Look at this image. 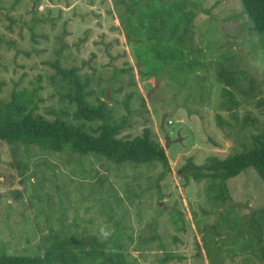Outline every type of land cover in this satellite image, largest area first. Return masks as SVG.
<instances>
[{
    "label": "rangeland",
    "instance_id": "1",
    "mask_svg": "<svg viewBox=\"0 0 264 264\" xmlns=\"http://www.w3.org/2000/svg\"><path fill=\"white\" fill-rule=\"evenodd\" d=\"M183 1L198 8L195 72L152 81L139 71L112 0H0L1 100L37 88L39 114L94 133L101 121L73 118L72 88L52 64L76 68L91 92L87 100L105 99L112 123L126 117L122 136L148 127L171 167L160 178L159 162L117 164L92 153L1 143L0 254L39 256L59 241L73 254L80 252L76 241L90 249L96 240L106 253L122 245L132 264H160L165 253L173 255L165 264H264L247 244L250 217L264 219V181L255 170L228 179L225 200H214L218 191L208 193L206 179L185 185L182 177L188 158L202 166L252 148L253 137L264 134V32L251 29L240 0ZM231 92L238 105L228 111ZM102 225L114 229L104 241ZM69 253L68 264L89 263Z\"/></svg>",
    "mask_w": 264,
    "mask_h": 264
},
{
    "label": "trees",
    "instance_id": "2",
    "mask_svg": "<svg viewBox=\"0 0 264 264\" xmlns=\"http://www.w3.org/2000/svg\"><path fill=\"white\" fill-rule=\"evenodd\" d=\"M118 21L127 41L131 44L134 58L142 75H147L152 81L171 72L186 69L188 74L195 72V25L193 21L198 14L195 4L183 0H112ZM242 10L251 23V29L264 32V0H240ZM57 74L67 80L71 86L68 94L70 101L75 103L73 113L75 120L85 122L101 121L94 129L88 131L83 123H71L60 117L47 119L36 111V91L26 89L13 90L9 99H0V144L20 142L34 145L41 150L53 153L69 152L78 155L88 153L104 157L117 164L129 162L134 165L159 162L163 178L171 171L169 159L162 144L152 136L148 127L141 134L129 137L122 136L126 117L120 123L111 122V111L105 99H96V104L87 100L91 93L87 91L86 83L80 80L76 68L62 69L57 62L52 64ZM145 68V73L141 70ZM130 67L121 72L130 71ZM226 86V85H225ZM226 89V87H224ZM103 95V90L99 91ZM226 96V110H234L238 105L233 93ZM145 100L141 105L144 106ZM126 106V102H125ZM130 110L127 108V114ZM254 146L244 152L227 156L224 159L209 157L205 164L196 166L192 157L187 159L182 177L187 185L189 179L200 182L207 180L208 193L216 192L214 200L227 196L226 181L251 167L264 181V134L254 136ZM256 216V215H255ZM251 216L246 225L249 239L248 247L251 256L264 263V219L261 215ZM62 244L58 246V244ZM75 249L80 252H62L65 244L55 242L47 246L42 255L19 256L0 254V264H54L56 260L62 264L70 262L68 253L77 254L74 258H88V264H132L126 261L122 251L123 246L112 253L103 251L102 245L97 249L96 240L91 241L90 249L81 241L75 242ZM58 246V248H57ZM57 248V249H56ZM206 250L210 251L208 244ZM246 250V249H245ZM57 251V252H56ZM210 255V253L208 252ZM172 253H165L160 264L172 259ZM249 260V258H248ZM212 264L220 259H211ZM72 264H86V261H73Z\"/></svg>",
    "mask_w": 264,
    "mask_h": 264
},
{
    "label": "clouds",
    "instance_id": "3",
    "mask_svg": "<svg viewBox=\"0 0 264 264\" xmlns=\"http://www.w3.org/2000/svg\"><path fill=\"white\" fill-rule=\"evenodd\" d=\"M113 232H114V229H111L107 225H102L99 228L98 238L101 241L107 240L112 236Z\"/></svg>",
    "mask_w": 264,
    "mask_h": 264
},
{
    "label": "water",
    "instance_id": "4",
    "mask_svg": "<svg viewBox=\"0 0 264 264\" xmlns=\"http://www.w3.org/2000/svg\"><path fill=\"white\" fill-rule=\"evenodd\" d=\"M164 118H165V116H163V118L161 119V127L164 126ZM165 139L168 141L167 135H165ZM175 141H181V137L178 136V138Z\"/></svg>",
    "mask_w": 264,
    "mask_h": 264
},
{
    "label": "built area",
    "instance_id": "5",
    "mask_svg": "<svg viewBox=\"0 0 264 264\" xmlns=\"http://www.w3.org/2000/svg\"><path fill=\"white\" fill-rule=\"evenodd\" d=\"M168 123H170V120L168 121Z\"/></svg>",
    "mask_w": 264,
    "mask_h": 264
},
{
    "label": "bare ground",
    "instance_id": "6",
    "mask_svg": "<svg viewBox=\"0 0 264 264\" xmlns=\"http://www.w3.org/2000/svg\"><path fill=\"white\" fill-rule=\"evenodd\" d=\"M171 124V123H170Z\"/></svg>",
    "mask_w": 264,
    "mask_h": 264
}]
</instances>
